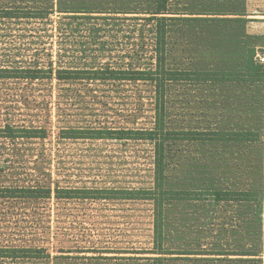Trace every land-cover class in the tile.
<instances>
[{"label": "rangeland", "instance_id": "374dc122", "mask_svg": "<svg viewBox=\"0 0 264 264\" xmlns=\"http://www.w3.org/2000/svg\"><path fill=\"white\" fill-rule=\"evenodd\" d=\"M130 1L0 0V254L5 255L0 264H151V201L67 199L55 193L31 199L20 190L152 186V141L86 138L92 135L87 130L107 135L151 128V82L53 79L34 84L23 78L33 65L152 67L153 23L126 13L125 7L139 3ZM38 5L53 6L55 12L49 19L16 17ZM170 8L172 69L247 71L252 51L256 62L264 56V0H170ZM167 95L169 128L250 129L260 138L171 144L168 185L209 194L167 206L165 264H264V200L216 202L211 194L264 192V81H176ZM32 128L46 129V137H27ZM71 129L83 130L76 131L80 138H68ZM32 245L46 247L50 258L25 256L20 249Z\"/></svg>", "mask_w": 264, "mask_h": 264}, {"label": "trees", "instance_id": "16d2710c", "mask_svg": "<svg viewBox=\"0 0 264 264\" xmlns=\"http://www.w3.org/2000/svg\"><path fill=\"white\" fill-rule=\"evenodd\" d=\"M124 3H131L130 0H123ZM132 4V3H131ZM136 6L125 7L124 10L132 12L136 19L147 20L153 23L154 29V59L152 67L145 70L138 69H80V68H59L55 69L52 64L33 65L27 69L28 74L23 78L36 81L68 82L71 80H113V81H145L151 82L154 87V124L149 129H117L110 130L107 135L102 130H87L92 135L83 136L92 139L111 138L125 140H150L154 143V180L149 188L145 189H60L53 190L51 187L36 186L27 189H20L23 195L31 199L51 198L55 193L56 198H92L96 200L121 198L124 200H149L152 203L153 212V247L149 250L151 257H147L151 264H165L169 249L166 247V212L167 206L171 203L201 201L208 199L209 192L196 189L174 188L168 185L167 174V151L171 144L176 141H210V142H249L257 141L260 138L258 131L250 129L236 130H176L169 128L166 122L167 93L170 84L176 81H264V63L255 61V51L249 56L247 71H192L175 70L169 66L168 61V39L171 14L170 0H139ZM55 12L54 7L46 5L33 6L24 15L16 13V17L29 19H49ZM143 16V17H140ZM1 70V69H0ZM15 77H21L17 74ZM216 76H223V79H216ZM6 77V76H4ZM9 77V76H8ZM71 129L68 138H80L82 134ZM46 129H29L27 137L44 138ZM212 192V191H211ZM103 195L97 196L98 194ZM77 194V195H74ZM216 202L234 203H258L264 200V192L261 189H222L214 190L212 193ZM75 196V197H74ZM32 260H47L50 253L47 248L40 245L20 249ZM19 250V252H20ZM252 252V250H251ZM254 254L257 253L253 251ZM251 254V255H254ZM243 255V254H242ZM250 255V254H249ZM5 256V255H1ZM242 260V259H241Z\"/></svg>", "mask_w": 264, "mask_h": 264}, {"label": "built area", "instance_id": "2783aa9c", "mask_svg": "<svg viewBox=\"0 0 264 264\" xmlns=\"http://www.w3.org/2000/svg\"><path fill=\"white\" fill-rule=\"evenodd\" d=\"M259 56V60H260V62L261 63H264V56H262V55H258Z\"/></svg>", "mask_w": 264, "mask_h": 264}]
</instances>
